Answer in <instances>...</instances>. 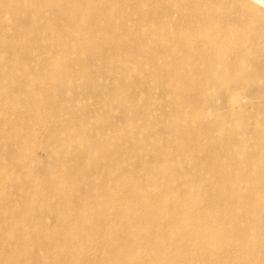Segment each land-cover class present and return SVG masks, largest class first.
I'll return each mask as SVG.
<instances>
[{
	"label": "rangeland",
	"instance_id": "rangeland-1",
	"mask_svg": "<svg viewBox=\"0 0 264 264\" xmlns=\"http://www.w3.org/2000/svg\"><path fill=\"white\" fill-rule=\"evenodd\" d=\"M3 1L0 37L14 41L7 50L0 46V264H151L147 248L132 240L147 226L141 217L143 205L160 204L159 197L173 196L192 214L202 213L192 199L204 191V184L185 164L191 160L188 152L203 150L202 154L210 144L205 138L207 143L192 140L186 153L175 149L173 153L172 144L180 138L168 135L169 125L176 117L189 129L210 119L222 121L223 129L213 130L217 145L201 156L204 162L211 161L218 147L228 144L224 137L233 136L242 143L243 129L256 135L264 128V80H257L256 87L245 63L231 72L234 84L219 76L200 80L202 70L192 60L182 73L167 66L173 82L191 77L188 86L196 91L190 95L201 91L211 100L203 110L195 106L176 112L178 97L162 89L158 80L129 89L124 84L136 75L133 59L139 58L146 66L139 73L145 80V52L153 48L162 53L170 42L168 36L154 38L151 32L157 25L151 17L138 19L128 5L122 12L111 10L108 0H39L42 7L36 0ZM186 1L211 12L206 0ZM212 1L211 8L225 12L230 17L227 22L259 43L264 53V9L248 0ZM98 8L103 13L96 16L99 26L92 30L87 24ZM59 11H68L69 17L63 19ZM177 17L170 11L162 32L180 36L175 29ZM87 31L102 41L92 46ZM111 37L129 44V51L118 53L129 55L128 81L118 77L122 71L114 67L117 54L108 53ZM138 45H142L141 53L134 51ZM175 47L172 53L179 57V46ZM244 144L243 153H249L252 146L249 141ZM237 157L243 162L240 165L248 164ZM228 162L219 160L214 175ZM185 168L187 175L181 179ZM208 172L205 179L215 181ZM221 185L222 191L229 190L225 181ZM70 187L79 188V193L69 197ZM208 211L214 218L222 213L214 207ZM59 220L65 221L62 227ZM230 220L242 232L241 218ZM163 229L162 234L172 241V254L180 255L182 249L174 243L173 234ZM62 230L61 237L77 231L85 237L68 238L62 244L55 237ZM217 240L224 247L220 259L226 261L212 253L194 254V241L189 245L194 254L187 255L190 261L193 256L194 264H264V244L247 243L224 231L218 232Z\"/></svg>",
	"mask_w": 264,
	"mask_h": 264
},
{
	"label": "bare ground",
	"instance_id": "bare-ground-1",
	"mask_svg": "<svg viewBox=\"0 0 264 264\" xmlns=\"http://www.w3.org/2000/svg\"><path fill=\"white\" fill-rule=\"evenodd\" d=\"M36 1L40 3L41 7L45 6L43 2L39 0ZM108 1L112 3L111 10L122 12V8L128 5L132 7L138 19L143 20L148 16L151 17L157 25V28L151 32L154 38L157 40L159 38L166 39V36H168L167 40H170L169 43L162 47V53H159L153 48L145 52L146 58H144V61L148 63L145 80L139 77V73H142L146 66L140 64L139 61L141 60L139 58L132 60L135 63L136 75L129 83H124L127 89L132 87H143L149 84V81L158 80V85H160L162 89L178 97V101L175 102L177 104L174 103L176 106H174V108L176 112L180 111L182 113V110L186 109V107L192 109L198 106L203 110L208 107L211 100L201 91H197L194 95H190V92L196 91L194 88L192 89L191 85L188 86V78L191 77L173 82L169 77L170 73L166 70L167 66L171 70L176 69L182 73V71L188 69L185 67L195 63L201 68L203 73L199 75L200 80L204 81L209 77L214 79L217 78L216 76H219L224 77L227 81L234 84V80L230 77L231 72L245 63V65H248V73L253 77V81H251L254 82L256 87L258 86V84H256L257 80H264V53H261L262 51L259 49L260 44L256 43L254 40L248 39L244 33L238 31L236 27H233V23L227 22L230 20V17L225 12L216 13L214 9L211 8L214 6L212 0L205 1L207 7L211 10L210 13L199 7H191L186 0H154L152 5L148 4L150 0ZM248 1L264 9V0ZM5 4L3 0L0 1V7L5 6ZM157 6H161V9H158ZM146 8H148V10H145ZM170 11H174L178 15L175 29L180 32V36L175 35L172 31L162 32V26L165 24L164 18H167V14H169ZM59 12V16L63 19L69 17L68 11ZM15 13L21 16L23 15V12L19 10H15ZM92 13L93 15H91L89 24L87 25L92 30H95L99 26L96 16L103 12L98 8ZM111 31H115L114 27H111ZM125 31L127 32V29H125ZM40 35H42V33ZM86 36L92 40V46L102 41L99 38H95L96 36L94 37V35L90 34L88 31L86 32ZM28 37L30 38L31 34H28ZM116 40L115 37H111L108 41V53L110 55L117 54L115 56L114 67L122 71L121 75L118 77H120V81L125 82L129 80L126 73L131 70V68L126 65L129 62V55L120 56L124 55V53H118L119 50L129 51L130 47L128 43L117 42ZM13 41L14 38H10V41L8 40L5 42L4 37H0L1 49L7 50ZM175 46H179V51L181 52L179 57H175L172 53L176 48ZM92 48L93 47H90L89 49L91 50ZM142 50V45H138L134 48L135 52L141 53ZM172 60L174 64H172ZM189 60L193 62L190 63ZM180 97L184 98L181 102ZM223 99L224 102H229L227 97ZM191 113L192 116L195 115V117H198V114L193 111H191ZM222 123L223 122L220 120L216 121L210 119L206 123L201 122V126L197 128L189 129L187 128L189 125L183 124L181 118L179 119V117H176L173 119L172 124L169 125L170 130L168 135L180 138L174 142V145L172 144L170 151H173V153L175 150L186 153V150H188L187 144L192 140H200L203 143H207L203 139L205 138L209 142L208 144H210V149L207 145L206 152L202 154H200V152L203 150L188 152L187 154L191 160L185 164L187 169L190 168L192 171H195L197 175L201 176V181L204 184V191L195 195L194 199H192V204L195 205L196 208L198 207V209L201 210L199 212L202 213L198 215L192 214V212L186 209V204L178 198H173V196H169L170 198L159 197L160 204H144L143 210H141V217L144 224H147V226L142 227V234H139L137 238L133 236L132 240L139 244V246L141 245L147 248L146 251L149 254L148 261L151 264H194L196 261H194L193 256L191 261L189 258L190 256H187L192 254L189 252V245L192 241H194V244L191 249L195 252L194 254L206 255L212 253L216 255L217 259H220L222 254L224 255V247L220 248L222 246V241L217 240L218 232L220 231L227 232L229 236H236L238 239L247 243L264 244V128L256 135H249L246 129L242 130L243 139H245L243 142L247 144L249 141L252 146L249 153H243V147L245 145L243 142H237L234 140L233 136H228L224 137V139L228 141V144L223 147L220 145L218 148L221 149L217 150V154L213 155L211 161L204 162L201 156L208 154L207 150L211 152V147L217 145L218 139L213 135L215 132H213V130L223 129ZM184 138L186 140L183 143ZM237 156H242L248 164L246 166L240 165L243 162L237 161L239 160ZM222 159L229 162L214 175V168L219 166V160ZM184 161H186V159H184ZM150 165L156 166L157 164L155 162H150ZM187 169L185 168V173L182 172L179 178L184 179L186 177V173L188 172L186 171ZM208 170H211L213 173L212 176L214 175L213 178L215 181L210 177L205 179L210 173ZM223 181L227 183L229 190H221ZM69 191V197H73V194L79 193L80 190L79 188L70 187ZM160 196H163V194ZM162 201L164 205H162ZM203 204L210 206L205 207ZM213 207L218 211H222L220 216L216 218L209 216L208 210ZM124 209L126 208H121V210ZM168 209L171 211H168ZM80 212L82 213L83 210ZM80 212L76 216L77 219L81 216ZM234 216L241 218L242 228H240L242 232H237V225L234 227V225L231 224L232 220L230 219ZM64 223V220L60 221L61 227ZM163 228L175 237H173L174 243L182 249L180 255L174 256L172 254V241L166 239L162 234L161 231ZM61 232L55 237H59L62 240V244H64L68 238L85 237L80 231H77L71 236H67V238L61 237L65 234L63 230ZM210 237L211 239H209ZM154 241H159V246L151 245ZM230 241V239L226 240L224 242L226 243L225 245L229 244ZM115 246L119 249L121 248L119 242H117ZM210 256L212 255L210 254ZM220 260L226 261L227 259L222 258ZM250 261L252 260L248 262Z\"/></svg>",
	"mask_w": 264,
	"mask_h": 264
}]
</instances>
